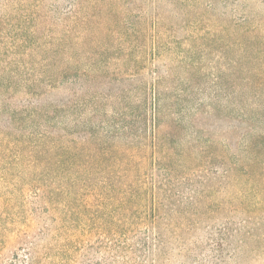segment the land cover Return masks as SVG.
Returning <instances> with one entry per match:
<instances>
[{"label": "rangeland", "instance_id": "rangeland-1", "mask_svg": "<svg viewBox=\"0 0 264 264\" xmlns=\"http://www.w3.org/2000/svg\"><path fill=\"white\" fill-rule=\"evenodd\" d=\"M55 2L69 4L0 0V264H83L104 257L112 264H153L149 257L146 262L121 257L118 242L101 233V220H107L105 228L116 226V166L126 163V149L149 144L156 74L162 76V101L176 96L163 127L174 162L197 164L203 151L214 152L228 124L240 126L230 132L234 147L251 125L264 128V0H77L72 5L76 14L68 19L74 27L63 43L73 46L80 68L98 77L86 83L81 99L76 84L40 93L53 86V69L61 64L55 59L62 58L59 51L53 58ZM215 19L227 25L218 36L231 32L221 39L230 48L215 43ZM218 65L228 74L216 89ZM65 97L67 109H53V102ZM240 155L256 157L253 152ZM58 160L88 165L96 174L103 165L113 166L101 173L105 187L97 214L94 207L81 209L82 203H97L88 193L67 198L63 192L53 194V182L60 184L53 179ZM29 178L45 186L43 198L20 191L19 183ZM60 181V189H71ZM243 182L237 175L231 191ZM53 199L68 204L63 208L67 231L58 237L53 236ZM29 201L36 206L32 210ZM246 204L253 209L255 228L245 251L229 264H264V199L255 192ZM216 213L214 202L205 214L213 220ZM171 217L167 247L172 252L158 264H186L177 248H190L192 242Z\"/></svg>", "mask_w": 264, "mask_h": 264}, {"label": "trees", "instance_id": "trees-1", "mask_svg": "<svg viewBox=\"0 0 264 264\" xmlns=\"http://www.w3.org/2000/svg\"><path fill=\"white\" fill-rule=\"evenodd\" d=\"M76 2L77 0H67L68 5L53 3V31L55 32L53 58L58 51L62 52V58L55 59L61 64L53 69V86L50 85L49 89L46 87L41 90L40 93L43 95L46 90H53L55 93L58 89H65L71 84H76L79 86L81 99L86 83L98 79L97 76L90 74L89 70L78 66L77 58L73 57L75 56L72 52L73 46H66L63 43L69 30L74 27L70 26L73 22H68V19L76 14L72 6ZM221 23L215 19V43H218L221 49L230 48V44L221 39L224 36H230L231 32L226 29L223 36H218L222 31L219 29L227 28L226 24ZM123 25L127 29L132 28L129 23H123ZM152 26L156 28L157 24L154 22ZM154 37L155 35L152 36V42ZM227 74L225 66L215 67L216 89L222 86L220 79ZM161 78L160 74H156L153 78L155 85L149 112L151 129L149 144L143 149L133 148L130 152L126 149L127 159L124 161L126 163L116 166L118 191L116 226L108 225L105 228L107 220H101L100 223L103 226L101 233L109 242H118V244L115 243L116 252L122 251L121 257L129 255L130 258L140 262H146L149 257L154 261L153 264H158L161 258L167 257L172 252V249L167 246L172 232L168 225L173 216L176 229L186 236L187 241L192 242L190 248L185 244L177 248L180 251L179 255L187 257L186 264L232 263L245 251L246 241L252 236L255 228L253 226L255 224H252L253 209L246 204V200L255 192L261 195V201L264 199L262 187L264 158L258 159V156L264 155V128L259 127L256 130V125L250 124L248 136L242 140L236 139L234 145L238 144V146L234 147L232 143L234 136L230 132L237 131V127L240 126L228 124L226 131L219 137L214 152L203 151L197 164L180 165L178 161H173L174 150L167 146L168 140L163 132L165 118L169 115L168 113H171L176 96L166 100V103L162 101L158 95ZM67 103L66 97L57 103L53 102V109L66 110ZM12 119L14 121L15 117L12 116ZM252 124H255V120ZM167 125L170 127L171 124L167 123ZM63 129L66 130L65 126ZM243 129L246 130L247 125H244ZM240 152L241 154L253 152L256 157L248 156L247 158L246 155L241 158ZM71 154V151L66 153L68 157ZM111 168L113 166L103 165L99 168L100 173L96 174L97 171H93L88 165L58 160L53 165V179L60 182L58 186H61L60 179L67 181L68 185L71 184V189L65 190L63 186L60 189L53 182V194L58 195L63 192L67 198V196L79 197L88 193L93 197L92 201L97 203L96 205L82 203L81 209L88 212L89 208L94 207L97 214L101 206L100 197L105 187V180L101 173ZM237 175L243 177L244 182L236 184L233 192L231 188ZM85 181L91 183L90 188L84 186L82 182ZM19 186L20 191L27 196L33 195L34 199L45 196V186L35 178H29L26 183H19ZM176 202L178 207L174 208ZM214 202L217 213L213 220H208L205 213ZM67 205L66 202L58 204L53 199V212L57 213V223L53 228L55 237L67 231L66 222H64L67 219L64 218L63 211ZM75 205L76 203L72 207ZM35 207L34 203L29 201V208L32 210ZM76 209L78 210V207ZM87 215L83 218L85 221H90L91 214ZM186 238L182 237V242H186ZM92 259L94 258L87 259L83 264H112L106 257L99 262L96 260L93 262Z\"/></svg>", "mask_w": 264, "mask_h": 264}]
</instances>
